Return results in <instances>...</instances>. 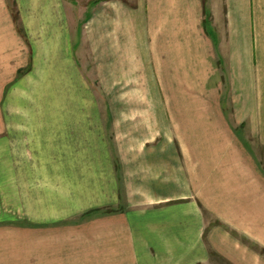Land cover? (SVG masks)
<instances>
[{
    "label": "crops",
    "instance_id": "obj_1",
    "mask_svg": "<svg viewBox=\"0 0 264 264\" xmlns=\"http://www.w3.org/2000/svg\"><path fill=\"white\" fill-rule=\"evenodd\" d=\"M147 1L99 9L105 115L64 0H0V62L32 54L1 99L22 108L1 150L20 140L22 180L0 178V264H210L203 209L224 264H264V0Z\"/></svg>",
    "mask_w": 264,
    "mask_h": 264
},
{
    "label": "rangeland",
    "instance_id": "obj_2",
    "mask_svg": "<svg viewBox=\"0 0 264 264\" xmlns=\"http://www.w3.org/2000/svg\"><path fill=\"white\" fill-rule=\"evenodd\" d=\"M119 1L120 3L132 7V8H140V9H146L148 1L147 0H64V3L66 5L67 11H68V17L71 22L73 37L72 42L74 44V53H76L77 60L79 61L80 68L84 72L85 76L88 77V80L90 82V86L92 88V91L94 95L96 96V99L99 100L101 104V109L103 110V114L105 115H112L115 113V107L113 105L114 103V95L115 93L118 96V92H112L107 91L104 89V84L100 82L99 78L101 75H99V58L98 54H93V48L91 49V45L94 43H97L98 38V18H99V9L109 6V3ZM207 1V0H206ZM74 38V39H73ZM1 55V56H8ZM0 56V57H1ZM31 58L32 54H29L28 56V64L26 67L18 68L16 72L13 70L12 65H6L4 66V62H0V178H11L16 180H22V143H20V140H17L15 144V151L17 153L10 154L4 153L2 154L3 148L5 142L4 132H3V126H4V115L10 114L13 112V110H16L17 112L13 114H22V108H16L12 107L11 105L7 104V100L4 101L1 99L5 97V93H9L10 96H13L14 98L19 96L18 93H13L11 90H7L10 88H13L16 86V83L22 79V76L26 75L31 70ZM9 83L8 85H6ZM6 85V86H4ZM7 91L1 90V88H4ZM156 89V88H155ZM4 92V96L3 95ZM13 93V94H12ZM121 94V98L123 100H126L130 96V91H119ZM170 98L174 99H193L194 98V91H169ZM21 96V95H20ZM139 97L140 98H150L152 100H160L164 98L163 91L161 90H145V91H139ZM7 98V96H6ZM14 125L17 128H20L21 125L18 124H11ZM15 132H18L15 130ZM22 142V140H21ZM16 161V163L13 165L14 168H10V161ZM204 216L206 217V226L204 229V242L208 246V251L210 254V264H224L223 258L219 256L216 252L212 251L210 248V244L208 241V234L210 233L211 229L215 226L222 227L224 230H228V227L224 225L223 223H220L217 219H210L209 213L206 211V209H203ZM239 239L241 236L237 235ZM250 243L252 249H258V245L254 244L253 241L249 240L247 241ZM257 253H259L262 257H264V249L256 250Z\"/></svg>",
    "mask_w": 264,
    "mask_h": 264
},
{
    "label": "trees",
    "instance_id": "obj_3",
    "mask_svg": "<svg viewBox=\"0 0 264 264\" xmlns=\"http://www.w3.org/2000/svg\"><path fill=\"white\" fill-rule=\"evenodd\" d=\"M202 2H203V5L205 7L206 0H202ZM11 12H12V16H13L14 21L17 22V20H18V14H17L16 8H15V4L12 5Z\"/></svg>",
    "mask_w": 264,
    "mask_h": 264
}]
</instances>
